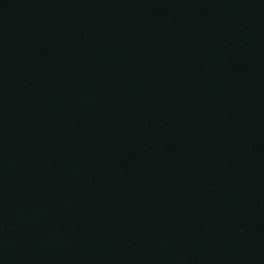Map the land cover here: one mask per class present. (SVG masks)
<instances>
[{
  "label": "water",
  "instance_id": "95a60500",
  "mask_svg": "<svg viewBox=\"0 0 264 264\" xmlns=\"http://www.w3.org/2000/svg\"><path fill=\"white\" fill-rule=\"evenodd\" d=\"M264 78V0H0V108L114 107Z\"/></svg>",
  "mask_w": 264,
  "mask_h": 264
}]
</instances>
